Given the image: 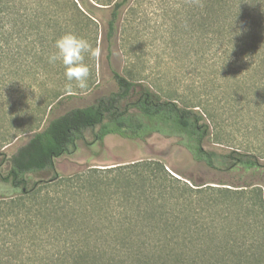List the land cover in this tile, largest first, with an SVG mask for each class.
<instances>
[{
  "label": "trees",
  "instance_id": "trees-1",
  "mask_svg": "<svg viewBox=\"0 0 264 264\" xmlns=\"http://www.w3.org/2000/svg\"><path fill=\"white\" fill-rule=\"evenodd\" d=\"M134 1L0 0V66L17 63L35 76L39 62L50 65L60 36L71 32L96 48L100 35L102 79L116 88L61 115L54 109L73 95H58L40 131L0 151V264H264L262 187L242 177L200 183L169 164L182 181L159 161L102 159L108 136L141 142L158 134L174 141L171 152L188 167L243 176L264 167L245 152L204 146L211 110L163 100L112 70L122 18ZM183 11L205 54H217L205 59L204 79L226 78L231 61L237 93L264 97V0H186ZM133 92L137 98L121 108ZM86 132H94L91 146H101L92 156L103 168L75 162L64 172L63 162L91 155L82 153ZM42 172L50 177L28 185V176Z\"/></svg>",
  "mask_w": 264,
  "mask_h": 264
},
{
  "label": "rangeland",
  "instance_id": "rangeland-1",
  "mask_svg": "<svg viewBox=\"0 0 264 264\" xmlns=\"http://www.w3.org/2000/svg\"><path fill=\"white\" fill-rule=\"evenodd\" d=\"M186 0H135L124 13L122 21V47L118 53L112 51V70L120 73L131 82L147 85L163 100L182 101L187 104L200 105V109H208L214 115V121L208 122L209 135L204 139L206 148L236 150L255 156L264 164V97H256L244 89V94L238 89L231 75L235 68L227 61V77L212 81L204 79L209 62L217 54L212 51L205 54V48L197 39V34L191 33L184 20L183 6ZM189 35L192 38L189 39ZM100 35L97 47L100 49ZM214 54V55H213ZM213 55V56H212ZM212 56V57H211ZM204 61H203V60ZM205 59H209L206 62ZM214 60V59H213ZM8 63V62H7ZM1 64L0 66V151L13 145L17 139L27 138L40 131L49 116L50 107L59 100L58 95L67 96L64 88L66 81L62 66H44L39 62V73L30 74L26 67ZM90 68L89 90L86 94L73 95L58 105L54 112L64 114L73 108H82L94 104L99 98L116 91L113 83L102 79L99 57L88 62ZM106 74V73H105ZM101 84L98 88L96 86ZM205 85V88L202 87ZM96 88V89H95ZM243 93V92H241ZM58 98V99H57ZM137 98L133 92L127 101L130 105ZM262 102L261 107L257 105ZM135 115L134 109H129ZM148 124L143 118H139ZM98 128L94 129L96 132ZM93 132V133H94ZM93 133L84 134L82 153L89 156L63 162L64 172H70L84 165L103 168L96 165L101 160L92 154H99V143L91 146ZM171 138L154 134L141 142H132L118 137L108 136L105 141V156L108 163L127 164L135 161H159L165 170L176 178L186 181L171 169L177 168L195 178L200 183L226 181L238 183L242 177L257 187H262L264 196V167L257 172L242 173L212 172L206 169L185 166L181 156L171 152ZM88 148V149H87ZM87 149V151H86ZM1 160V159H0ZM188 168V169H187ZM5 174L7 167L1 168ZM50 173L42 172L28 176L29 183L48 179ZM208 185V184H207ZM262 185V186H261ZM215 188L239 189L228 185L209 184ZM234 224V220L232 221Z\"/></svg>",
  "mask_w": 264,
  "mask_h": 264
},
{
  "label": "clouds",
  "instance_id": "clouds-1",
  "mask_svg": "<svg viewBox=\"0 0 264 264\" xmlns=\"http://www.w3.org/2000/svg\"><path fill=\"white\" fill-rule=\"evenodd\" d=\"M54 51L49 54L50 64H60L66 81L64 91L68 95L86 94L89 90L90 68L86 57L98 58L100 49L94 48L85 38L68 32L54 41Z\"/></svg>",
  "mask_w": 264,
  "mask_h": 264
}]
</instances>
